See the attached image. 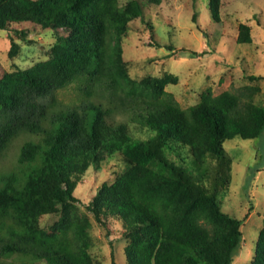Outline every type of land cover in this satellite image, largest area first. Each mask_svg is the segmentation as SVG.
Segmentation results:
<instances>
[{
    "label": "trees",
    "instance_id": "16d2710c",
    "mask_svg": "<svg viewBox=\"0 0 264 264\" xmlns=\"http://www.w3.org/2000/svg\"><path fill=\"white\" fill-rule=\"evenodd\" d=\"M162 2L0 0V29L21 39L31 30L15 27L23 23L58 33L48 59L0 75V161L27 137L16 162L0 169V264H96L75 190L91 166L113 154L126 169L99 186L86 208L104 226L109 216L123 223L128 264H233L243 220L224 211L220 199L232 178L224 143L264 135V105L254 100L260 88H208L183 108L166 90L178 76L133 78L123 36L143 19L146 4ZM209 7L219 22L222 0H209ZM237 42H252L248 23L240 24ZM19 51L11 36L9 56ZM73 83L80 102L60 103L56 93ZM132 123L148 138L136 136ZM48 214L56 218L43 224ZM250 264H264V226Z\"/></svg>",
    "mask_w": 264,
    "mask_h": 264
},
{
    "label": "rangeland",
    "instance_id": "374dc122",
    "mask_svg": "<svg viewBox=\"0 0 264 264\" xmlns=\"http://www.w3.org/2000/svg\"><path fill=\"white\" fill-rule=\"evenodd\" d=\"M127 1L120 0V3ZM220 16L219 22L213 19L209 0H163L160 5L146 4L143 19L133 20L123 36L130 75L137 80L166 73L178 76V82L168 84L166 90L183 108L196 104L208 88L214 94L225 90L239 93L247 85L260 88L254 100L257 105H264V78L252 82L245 78L248 73L264 76V0H222ZM149 22L153 31L149 30ZM241 23L250 25L252 42H237ZM15 27L31 30L21 39L14 30L0 29V75L3 71L28 68L45 61L57 41V31L50 28L34 31L30 23ZM11 36L20 44V51L14 57L8 53ZM205 51L208 54L210 51V55L204 54ZM81 95L78 85L73 83L58 91L56 98L60 103L73 105L80 102ZM138 126L132 123L133 133L147 139L148 131H141ZM26 138L16 141L6 160L0 161V169L9 170L16 162L19 146ZM224 145L232 158V178L220 199L224 211L243 220V240L233 264H250L258 234L264 226V135L255 139L235 137ZM125 169L120 155H107L105 160L89 168L75 190L83 202L75 212L81 221L89 222L94 242L91 253L96 264H113V261L128 264L123 223L109 216L104 226L86 208L99 186L111 184ZM55 218V214H48L41 222L49 224Z\"/></svg>",
    "mask_w": 264,
    "mask_h": 264
}]
</instances>
